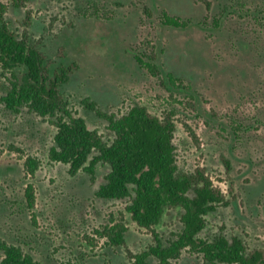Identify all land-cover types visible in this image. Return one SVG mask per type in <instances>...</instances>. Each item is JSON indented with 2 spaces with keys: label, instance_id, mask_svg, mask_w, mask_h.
Segmentation results:
<instances>
[{
  "label": "rangeland",
  "instance_id": "374dc122",
  "mask_svg": "<svg viewBox=\"0 0 264 264\" xmlns=\"http://www.w3.org/2000/svg\"><path fill=\"white\" fill-rule=\"evenodd\" d=\"M14 1L0 0L4 19L45 57L50 75L75 65L59 86L71 115L106 143L114 134L96 111L120 117L142 106L169 117L178 174L203 170L228 201L206 216L199 237L236 236L248 251H264V0ZM166 16L182 27L165 25ZM10 79L0 67V237L38 264H137L155 241L132 221L129 199L96 195L109 166L98 163L92 179L50 161L55 118L7 109ZM28 158L39 163L33 175ZM182 213L164 210L155 227L164 246L181 231ZM115 224L127 228L124 245L98 234ZM168 264L207 263L183 249Z\"/></svg>",
  "mask_w": 264,
  "mask_h": 264
},
{
  "label": "trees",
  "instance_id": "16d2710c",
  "mask_svg": "<svg viewBox=\"0 0 264 264\" xmlns=\"http://www.w3.org/2000/svg\"><path fill=\"white\" fill-rule=\"evenodd\" d=\"M17 6V0L14 1ZM5 7L0 5V67L11 76L10 89L3 98L5 107L18 112L22 107L42 117L55 118L54 145L49 149L50 161L69 166L74 176L83 169L94 178L96 165L110 168L96 195L105 199H129L126 207L137 226L149 231L155 245L135 257L137 264L153 256L160 264L177 259L183 249L202 256L207 264H264V251H248L242 239L218 235L212 239L199 237L206 226V216L228 201L211 179L198 169L193 175L178 174L174 125L169 117L160 119L145 107L133 106L120 117L98 114L108 122L114 138L106 143L101 136L88 129L80 117H73L67 101L61 96L59 86L68 82L75 65L61 66L52 76L45 57L24 37L12 32L5 19ZM164 24L179 28L182 24L164 17ZM142 65V60L136 57ZM150 65V64H149ZM23 68L21 74L15 70ZM35 158L26 160L27 172L33 175L38 168ZM25 197L30 207L34 205V190L28 185ZM179 207L181 231L164 246L155 227L164 210ZM127 228L122 224L106 227L99 235L112 246L125 243ZM1 264H38L21 247L9 244L0 237Z\"/></svg>",
  "mask_w": 264,
  "mask_h": 264
}]
</instances>
